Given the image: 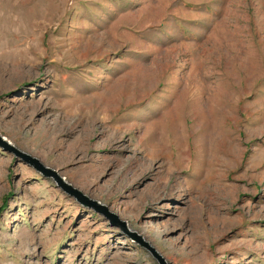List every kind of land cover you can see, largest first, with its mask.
Masks as SVG:
<instances>
[{
    "label": "rangeland",
    "instance_id": "obj_1",
    "mask_svg": "<svg viewBox=\"0 0 264 264\" xmlns=\"http://www.w3.org/2000/svg\"><path fill=\"white\" fill-rule=\"evenodd\" d=\"M0 136L121 224L0 145V264H264V0H0Z\"/></svg>",
    "mask_w": 264,
    "mask_h": 264
},
{
    "label": "water",
    "instance_id": "obj_2",
    "mask_svg": "<svg viewBox=\"0 0 264 264\" xmlns=\"http://www.w3.org/2000/svg\"><path fill=\"white\" fill-rule=\"evenodd\" d=\"M0 145H2L5 149H7L15 157L17 156L20 157L25 163L34 167L37 171L41 172L43 175L52 177L53 180L56 182V184L62 190H64V192L73 196L76 199V201L79 202L81 205L89 206L93 208L94 210L98 211L99 213L103 214L107 219H109V222H111L113 225H116V224L121 225L118 222L117 216L114 213L110 212L105 205L100 204L98 201L88 198L80 190L73 187L70 183H68L60 175H58L56 170L42 164V162H40L38 158L12 146L8 142H6L1 136H0ZM112 220H115V223H113ZM122 225H123L122 228H124V223H122ZM131 236L135 237L136 235L135 236L131 235ZM137 239L139 242L143 243L140 237H137Z\"/></svg>",
    "mask_w": 264,
    "mask_h": 264
}]
</instances>
